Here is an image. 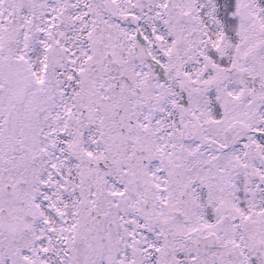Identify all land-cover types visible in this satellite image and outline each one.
I'll use <instances>...</instances> for the list:
<instances>
[{
  "label": "snow or ice",
  "instance_id": "1",
  "mask_svg": "<svg viewBox=\"0 0 264 264\" xmlns=\"http://www.w3.org/2000/svg\"><path fill=\"white\" fill-rule=\"evenodd\" d=\"M0 264H264V0H0Z\"/></svg>",
  "mask_w": 264,
  "mask_h": 264
}]
</instances>
